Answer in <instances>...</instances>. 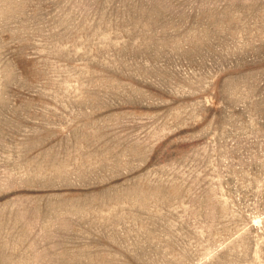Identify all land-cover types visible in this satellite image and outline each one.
Listing matches in <instances>:
<instances>
[{"label":"rangeland","instance_id":"rangeland-1","mask_svg":"<svg viewBox=\"0 0 264 264\" xmlns=\"http://www.w3.org/2000/svg\"><path fill=\"white\" fill-rule=\"evenodd\" d=\"M0 264H264V0H0Z\"/></svg>","mask_w":264,"mask_h":264}]
</instances>
